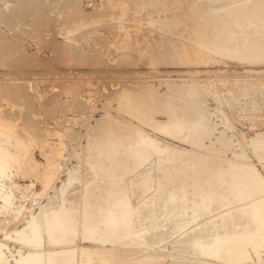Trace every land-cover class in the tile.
<instances>
[{
    "label": "rangeland",
    "instance_id": "obj_1",
    "mask_svg": "<svg viewBox=\"0 0 264 264\" xmlns=\"http://www.w3.org/2000/svg\"><path fill=\"white\" fill-rule=\"evenodd\" d=\"M247 1L0 0V129L9 132L8 135L6 132L0 135V143L3 150L19 156L7 162V177H3L4 188L15 197L7 205L3 198L0 200V243L5 252L11 250L18 254V250H28V242L38 241V238L34 241L28 236L30 241L27 240L24 245L15 238L22 239L19 235L23 237V232L29 234L31 223L43 235V219L39 217L48 208L47 211L51 212L49 215L59 209L72 214L70 217L73 221L69 225L75 226L72 233L68 232L72 234V239L65 246L73 252L72 264H264V192L237 193L239 185L246 180L245 174L252 169L249 166L255 170L252 169V172H258V176L264 179V60H247L223 50L226 47L223 43L226 45L229 42V47L240 45L238 49L244 55L246 50L254 54L257 49L261 51L259 46L264 42V0ZM254 10L257 12L254 13ZM234 14L239 17L232 16ZM236 32L238 36L242 32L245 34L239 38L235 34L233 36ZM247 33L254 36H247ZM245 36L253 41L248 44ZM234 37L239 38L236 39L239 42L229 41ZM254 46L255 50L252 51ZM250 53L248 51L247 55H254ZM179 119L183 120L186 129L182 130L183 123H179ZM190 120H200L203 126L200 123V130L197 128L193 133L196 128L194 126L192 129L194 121L192 123ZM173 124H177L182 132L173 133ZM185 125L182 127L185 128ZM196 132L200 137L195 135ZM139 133L157 138V142L160 141L170 154L164 150V154L155 155L159 158L152 156L147 164L144 163L146 166L134 167L129 145ZM173 152L179 153L178 157ZM165 154L174 157L167 158ZM186 162L192 166H186ZM193 163L198 164V171L201 172L195 174ZM157 165L165 172H160L161 168L157 169ZM162 166L170 168L164 170ZM188 168H193V171ZM221 169L222 172L219 171ZM215 170L221 172V176ZM147 172H152L155 179ZM214 173L218 176H214ZM147 175L149 177H144ZM212 177H219L221 184ZM148 178L154 182L151 184L154 192H148L142 197L144 199L136 200V194L141 190L135 189L142 188L144 180ZM208 180H212L213 184ZM194 186H202V189ZM180 188L185 192L181 190V193ZM192 188L198 192L211 188L218 191L216 195L198 197L194 205L196 211L200 210L198 214L191 208L190 201L193 204L197 198V192ZM173 194L179 198L187 195L188 203L177 200L171 204ZM191 197L195 199L190 200ZM149 200L154 203L153 206ZM124 206L133 209L134 231L139 232L140 227L143 229L136 233V239L133 229L131 234L126 231L128 235H124L127 239L131 235L130 240L121 237L119 240L118 235L123 236L125 230L113 234L114 238L112 234L108 233V236L105 233V244L95 241L92 236L84 238L89 231L85 227H93V222H87L89 218L94 219V224H100L99 220L106 215L105 212L108 213V209L113 211ZM151 207L154 211H151ZM175 209L176 213H172V216L171 212H175ZM35 214L41 221L37 219L40 224L37 226ZM178 217L181 218L178 220ZM212 218H217V224L210 221ZM204 220L210 222L205 225ZM219 223L224 224L221 226ZM204 226L209 232L214 229L215 232L225 231V235L219 239L221 246L217 247V257L201 256L202 252L196 246L193 248L194 245H189L192 233L208 234ZM182 227L185 228L181 230ZM212 232L210 235L214 234ZM140 233L145 236L138 238ZM151 235V238L148 237ZM111 239H118L121 243H117L118 240L109 243ZM234 247L237 249L234 250ZM83 249H87L91 255L87 253L89 256L84 258L83 254L86 253ZM225 250L232 256L233 263L219 262L224 260L221 253Z\"/></svg>",
    "mask_w": 264,
    "mask_h": 264
},
{
    "label": "bare ground",
    "instance_id": "obj_2",
    "mask_svg": "<svg viewBox=\"0 0 264 264\" xmlns=\"http://www.w3.org/2000/svg\"><path fill=\"white\" fill-rule=\"evenodd\" d=\"M211 1V0H210ZM217 1V0H216ZM249 1V0H248ZM247 1V2H248ZM23 2V1H22ZM240 2V1H239ZM238 2V3H239ZM251 2V1H250ZM27 3V2H26ZM236 3V2H235ZM241 3H243V2H241ZM214 4V3H213ZM246 4V3H245ZM244 4V5H245ZM249 4V3H248ZM259 4V6H260V3H258ZM195 5V4H194ZM234 5V4H233ZM262 5H264L263 3H262ZM207 6V5H206ZM218 6V5H217ZM216 6V7H217ZM221 6V5H220ZM219 6V7H220ZM246 6V5H245ZM224 7H226V5L224 6ZM231 7H232V5H231ZM261 7H263V6H261ZM257 8V7H256ZM256 8H253V9H256ZM264 8V7H263ZM263 8H262V10H263ZM241 9V8H240ZM222 10H223V8H222ZM230 10V9H229ZM229 10H227V12L229 13ZM243 10H244V8H243ZM243 10H240L241 12L243 11ZM257 10H259L260 11V9L258 8ZM257 10L254 12V11H252V12H254V13H256L257 12ZM248 11V10H247ZM234 11H232V13H233ZM251 12V11H250ZM262 12V11H261ZM264 12V11H263ZM262 12V13H263ZM6 13V12H5ZM11 13V12H10ZM237 13H239L238 11H237ZM243 13V12H242ZM254 13H252V14H254ZM258 13H260V12H258ZM257 13V14H258ZM230 14H231V12H230ZM168 15V14H167ZM211 15H213V14H211ZM229 15V14H228ZM237 15V14H236ZM235 14L234 15H232V16H236ZM239 15V14H238ZM241 15V14H240ZM248 15H250V17H251V14H249L248 13ZM248 15L246 16V17H248ZM220 16V15H219ZM231 16V17H232ZM158 17V16H157ZM217 17V16H216ZM229 17H230V15H229ZM236 17H239V16H236ZM253 17V16H252ZM255 17H257V15L255 16ZM255 17H253L254 19H255ZM259 17V16H258ZM235 18V17H234ZM249 18V17H248ZM247 18V19H248ZM226 19H227V17H226ZM236 19V18H235ZM234 19V20H235ZM240 19V18H239ZM242 19H244L243 18V16H242ZM264 19V18H263ZM223 20V19H222ZM229 20H231V19H229ZM248 20H250V18L248 19ZM253 20V19H252ZM260 20V19H259ZM258 20V21H259ZM212 21V20H211ZM216 21V20H215ZM237 21V20H236ZM244 21H246V19L244 20ZM262 21V19L260 20V22ZM232 22V21H231ZM230 22V23H231ZM233 22H235V21H233ZM240 21L238 20V27H239V23ZM243 22V21H242ZM228 23V22H227ZM245 23V22H244ZM259 23V22H258ZM233 24V23H232ZM232 24H229L230 26L232 25ZM235 24V23H234ZM241 24H243V23H241ZM246 24V23H245ZM248 24H249V28L251 27L250 26V23L248 22ZM252 24H254L253 22H252ZM257 25V24H256ZM259 25H262V23L260 24L259 23ZM264 25V24H263ZM235 26V25H234ZM234 26H233V29H234ZM246 26V25H245ZM245 26H242V27H245ZM248 26V25H247ZM253 26V25H252ZM255 26V25H254ZM253 26V27H254ZM217 27V26H216ZM235 27H237V26H235ZM241 27V28H242ZM207 28V27H206ZM259 28H261V27H259ZM203 29H205V28H203ZM213 29H215V28H213ZM231 29V28H230ZM237 29V28H236ZM240 29V28H239ZM246 29H248V27L246 28ZM258 30V29H257ZM263 30V29H262ZM262 30H260L261 31V33L263 32ZM229 31V30H228ZM236 31V30H235ZM237 31H238V29H237ZM240 31H242V30H240ZM248 31V30H247ZM246 31V32H247ZM249 32V31H248ZM256 32V31H255ZM243 33V32H242ZM242 33H240L239 34V36L240 35H242V37L244 36V34H245V32L242 34ZM252 33V32H251ZM259 33V32H258ZM258 33H257V36H258ZM234 34H235V36L238 34V32H236V33H233V36H234ZM230 37H232V34L230 33ZM254 36L253 34H251L250 35V33L248 34L247 33V36ZM262 35V34H261ZM260 35V36H261ZM263 35H264V33H263ZM229 36V35H228ZM238 35H237V37H239ZM251 36V37H252ZM229 37V38H230ZM246 37V36H245ZM251 37H249V38H247L246 40H248V39H250ZM259 37V36H258ZM262 37V36H261ZM233 38V37H232ZM235 38V37H234ZM240 38V37H239ZM239 38H235V39H231V40H229L230 42L231 41H235L236 39H239ZM254 38V37H253ZM252 38V39H253ZM255 39V38H254ZM257 39L258 38H256V41H257ZM260 39V38H259ZM262 39V38H261ZM264 39V38H263ZM241 40H242V38H241ZM244 40V42H245V39H243ZM239 42V40H236V42ZM249 41L250 40H248V44H249ZM251 41H253V40H251ZM250 41V42H251ZM256 41H254L255 42V44H256ZM261 41H263V40H261ZM204 42V41H203ZM203 42L201 41V43L203 44ZM225 42H227L226 40H225ZM247 42V41H246ZM254 42H252V45H253V43ZM229 43V42H228ZM228 43H226V45L223 43V45L224 46H226L223 50H227V51H231L232 52V54H234L236 57H240V58H243V59H247V60H252V59H256V60H264V42H263V45H261V46H259L260 47V49H261V51L263 52V53H261V51L259 50L258 51V49H257V51H255L256 53L254 54V52L252 53L251 52V50H248L249 51V53L251 52L252 54H254V55H247V50L245 51L246 52V54L244 55V53L243 52H241L238 48L240 47V45H239V47H237L236 46V48H233V47H229L230 46V43L228 44ZM234 42H232V44H233ZM204 44H206L207 45V43H205L204 42ZM229 46H228V45ZM231 44V45H232ZM242 45H243V41H242V43H241ZM246 45H247V43H245ZM244 44V45H245ZM254 44V45H255ZM257 44H259V43H257ZM221 45V44H220ZM241 45V46H242ZM245 45V46H246ZM252 45H250V46H252ZM233 46V45H232ZM245 46H243L244 48H246ZM248 47H249V45H248ZM241 48V47H240ZM250 48V47H249ZM249 48H246V49H249ZM257 48H258V46H257ZM241 50H243V48L241 49ZM253 50H255V46H254V49H252V51ZM244 51V50H243ZM225 53H226V51H225ZM250 53V54H251ZM231 54V55H232ZM255 60V61H256ZM200 116H202V115H200ZM175 117H177V116H175ZM172 118H173V116H172ZM182 118H184V116L182 117ZM190 118V117H189ZM194 117H192L191 119H193ZM178 119V118H177ZM197 119H200V117L198 118L197 117ZM179 120H181V119H179ZM3 121V120H2ZM176 121V120H175ZM183 120H181V121H179V123L180 122H182ZM186 121V120H185ZM190 121H192V123H193V121L194 120H190ZM190 121H189V124H190ZM201 121H202V119H201ZM200 120H198V121H194V125L192 126V125H190L189 127H191L192 126V129H193V127L195 126V130H194V132L193 133H195V131H197V128H198V130H200L199 129V127L202 125V122H201ZM188 122V121H187ZM175 123V122H174ZM176 123H177V121H176ZM183 124L181 125V128H182V130L183 129H186V125L184 124V122H182ZM200 123H201V125H200ZM4 124V123H3ZM174 125V129H173V133H175V134H179V130L181 129H179V127L178 126H176L175 124H173ZM183 125H185L184 127L185 128H183L182 126ZM188 126V125H187ZM203 126V125H202ZM2 127V126H1ZM6 127V126H5ZM9 127V126H8ZM14 127V126H13ZM206 127V126H205ZM11 128V127H10ZM204 128V127H203ZM2 129V128H1ZM0 129V135H3V133H5L6 131H4V130H1ZM5 129V128H4ZM191 129V128H190ZM16 130V129H15ZM12 131V130H11ZM181 131V130H180ZM182 132V131H181ZM9 133V132H8ZM8 133L6 132V135H8ZM10 134H13V133H10ZM15 134V133H14ZM130 135V134H129ZM133 135V134H132ZM196 136H199L200 134L199 133H197L196 132V134H195ZM194 135V136H195ZM102 136V135H101ZM195 136V137H196ZM10 137V136H9ZM8 137V138H9ZM12 137V136H11ZM10 137V138H11ZM15 137V136H14ZM20 137V136H19ZM126 137V136H125ZM151 137H153V136H151ZM151 137H149L148 135L146 136V135H144V134H142V133H139L138 134V137L137 138H134V139H136V140H133V142H132V144H130L129 145V150H130V154L129 155H131V158L135 161V164H134V167L135 166H140L141 167V165H143L144 163H148V160H150V158H152V156L153 157H156L155 155H158V154H160L161 155V153H163V151L164 150H166L167 148H163V146H161L162 144H160V141L159 142H157V138H155V139H153V138H151ZM200 137V136H199ZM199 137H197V138H199ZM5 138H7V137H5ZM9 138V139H10ZM105 138H107V137H105ZM113 138V137H112ZM131 138V137H130ZM23 139V138H22ZM99 140H101V139H99ZM262 140H263V138H262ZM7 141H8V139H7ZM20 141H21V139H20ZM104 141H106V140H104ZM120 141V140H119ZM118 141V142H119ZM130 141H132L131 139H130ZM260 141V140H259ZM258 141V142H259ZM3 142V141H2ZM5 142H6V140H5ZM18 142V141H17ZM100 142V141H99ZM108 142H110V141H108ZM8 143V142H7ZM106 143V142H105ZM122 143V142H121ZM263 143V142H262ZM4 145L6 144V143H3ZM22 144V143H21ZM7 145V144H6ZM8 145H9V143H8ZM99 145V144H98ZM116 146H118L117 145V143L115 144ZM121 144H119V146H120ZM123 145V144H122ZM126 145V144H125ZM164 145V144H163ZM167 145V144H166ZM165 145V146H166ZM264 145V144H263ZM3 146V145H2ZM1 146V143H0V200H1V198H3L4 200H5V204L7 205V204H9L11 201H12V198H13V196H11V194H10V192L8 191V190H6V188H4L5 186H4V184H3V177H5V175H6V171H7V168H6V165H8L7 164V162L10 160V159H12L13 160V158L14 159H17L16 158V156H18V155H16L15 156V154H17V153H15V154H13V153H11V152H9V151H7L6 149H4L3 150V147ZM20 146V145H19ZM18 146V147H19ZM22 146V145H21ZM106 146V145H105ZM262 146V145H261ZM8 147V146H7ZM16 147H17V145H16ZM15 147V148H16ZM124 147V146H123ZM167 147H169V146H167ZM10 148V147H9ZM102 148V147H101ZM115 148V147H114ZM119 148V147H118ZM117 148V149H118ZM127 148V147H126ZM171 148H173L172 146H171ZM175 148V147H174ZM19 149V148H18ZM179 149V148H178ZM264 149V148H263ZM15 150V149H14ZM21 150V149H20ZM122 150V149H121ZM124 150V149H123ZM175 149H172V151H174ZM12 151V150H11ZM104 151V150H103ZM120 151V150H119ZM167 151V150H166ZM169 151H170V148H169ZM177 151V149L175 150V152ZM180 151V150H179ZM191 151V150H190ZM14 152V151H13ZM101 152V151H100ZM118 152V151H117ZM165 152V151H164ZM178 152V151H177ZM181 152V151H180ZM102 153H104V152H102ZM123 153V152H122ZM167 153L168 154H170V152H168L167 151ZM212 153V152H211ZM20 154V153H19ZM113 154V153H112ZM111 154V155H112ZM119 154H121V153H119ZM124 154V153H123ZM164 154V153H163ZM162 154V155H163ZM168 154H165L166 155V157L168 156H172V155H168ZM173 154L174 155H176L177 156V154L179 155V153H177V154H175L174 152H173ZM181 154L182 153H180V156H181ZM264 154V153H263ZM125 155V154H124ZM165 155H164V158H165V161H166V157H165ZM174 155L172 156V157H174ZM210 155V154H209ZM87 156V155H86ZM108 156H110V155H108ZM115 156V155H114ZM117 156V155H116ZM119 157H120V155H118ZM183 156V155H182ZM202 156H204V155H202ZM19 157V156H18ZM128 157V156H127ZM167 157V158H168ZM178 157V156H177ZM102 158V157H101ZM107 158V157H106ZM122 158V157H121ZM156 158H159V157H156ZM161 158V157H160ZM176 158V157H175ZM175 158H174V160H175ZM206 158H207V156H206ZM92 159V158H91ZM208 159V158H207ZM211 159V158H210ZM125 160V159H124ZM161 160V163H162V158L160 159ZM170 162H171V157H170ZM177 160H178V158H177ZM206 160V159H205ZM130 161V160H129ZM165 161H163V162H165ZM167 161H168V159H167ZM187 161V160H186ZM220 161V160H219ZM12 162V161H11ZM113 162V161H112ZM123 162V161H122ZM199 162H204V161H199ZM10 163V162H9ZM100 163V162H99ZM120 163V162H119ZM146 163V164H147ZM156 163V162H155ZM159 163V162H158ZM167 164L169 163V161L168 162H166ZM175 163V162H174ZM179 163V162H178ZM189 165V163H187L186 162V166H188ZM192 164V163H191ZM200 164V163H199ZM207 164V163H206ZM211 164H213V163H211ZM12 165V164H11ZM117 165V164H116ZM122 165V164H121ZM193 165H194V169H195V174L196 173H199V172H201V171H198V168L197 167H199L198 166V164L197 163H193ZM111 166V165H110ZM144 166H146L145 164H144ZM158 166L159 165H157V169H159V168H161V167H159L158 168ZM161 166V165H160ZM163 166H165V165H163ZM162 166V167H163ZM190 166H192V165H189V167ZM203 166V165H202ZM209 166V165H208ZM211 166V165H210ZM220 166H222V165H220ZM241 166V165H240ZM148 167V166H147ZM150 167V166H149ZM169 168H170V166H168ZM168 167H163V169L164 170H167V168ZM177 167V166H176ZM215 167V166H214ZM224 167V166H223ZM232 167V166H231ZM234 167V166H233ZM243 167V166H242ZM242 167H241V169H242ZM245 167V166H244ZM250 168H252L253 169V167H251V166H249ZM113 168V167H112ZM145 168V167H144ZM152 168V167H151ZM153 168H154V166H153ZM153 168L151 169V170H153ZM181 168H182V166H181ZM193 168H191L190 170H192ZM216 168H218V167H216ZM225 168V167H224ZM223 168V169H224ZM238 168V167H237ZM250 168H249V170H250ZM212 169V168H211ZM231 169V168H230ZM245 169V168H244ZM252 169L249 171V173H247V174H245V175H247V177H246V180L244 181V180H242V181H244L243 182V184H240L239 185V187H238V191H237V193H255V192H264V179H262V178H260L259 176H258V172H252ZM115 170H117V169H115ZM148 170V169H147ZM150 170V171H151ZM161 171L160 172H162L163 170H162V168L160 169ZM184 170H186V168L184 169ZM188 170H189V168H188ZM189 170V171H190ZM202 170H204V169H202ZM214 170V169H213ZM218 170V169H217ZM240 170V169H239ZM254 170V169H253ZM123 171V170H122ZM141 171V170H140ZM174 171V170H173ZM182 171H183V168H182ZM193 171V170H192ZM191 171V172H192ZM206 171H208V170H206ZM219 171H223L222 169L221 170H219ZM227 171V170H226ZM248 171V170H247ZM255 171V170H254ZM110 172V171H109ZM148 172H149V170H148ZM147 172V174H149ZM153 172V171H152ZM151 172V173H152ZM158 172V171H157ZM163 172H165V171H163ZM167 172V171H166ZM204 172V171H203ZM210 172V171H209ZM214 172V171H213ZM213 172H211V173H213ZM215 172H217L216 170H215ZM220 172V173H221ZM234 172V171H233ZM241 172V171H240ZM150 173V174H151ZM155 173V172H154ZM170 173V172H169ZM175 173V172H174ZM186 173H190V172H187L186 171ZM193 173V172H192ZM217 173H219V172H217ZM217 173L215 174L214 173V176L215 175H217ZM220 173H219V175H220ZM224 173V172H223ZM222 173V174H223ZM237 173V172H236ZM122 174V173H121ZM120 174V175H121ZM146 174V173H145ZM149 174V176H152V174L150 175ZM161 174V173H160ZM165 174V173H164ZM176 174V173H175ZM179 174V173H178ZM185 174V173H184ZM194 174V173H193ZM192 174V175H193ZM206 174V173H205ZM209 174V173H208ZM225 174V173H224ZM223 174V175H224ZM235 174V173H234ZM237 174H239V173H237ZM169 175V174H168ZM167 175V176H168ZM228 175V174H227ZM230 175V174H229ZM245 175H244V177H245ZM148 175L147 176H144V177H149ZM166 176V177H167ZM185 176H186V174H185ZM188 176V178L190 177L189 175H187ZM186 176V177H187ZM198 176V175H197ZM211 176H212V174H211ZM218 176V175H217ZM221 176V175H220ZM231 176H233V174H231ZM243 176V175H242ZM7 177V176H6ZM5 177V178H6ZM115 178L117 177L116 175L114 176ZM129 177V176H128ZM135 177V176H134ZM163 177H165V176H163ZM173 177V176H172ZM181 177V176H180ZM192 177V176H191ZM193 177L195 178V176L193 175ZM204 177V176H203ZM206 177V176H205ZM223 177V176H222ZM9 178V177H8ZM69 178V177H68ZM85 178V177H84ZM151 178V177H150ZM150 178H148L149 180H151ZM152 178H154L153 176H152ZM157 178V177H156ZM162 178V177H161ZM178 178V177H177ZM184 178V177H183ZM194 178H192V180L194 179ZM197 178V177H196ZM200 178H201V176H200ZM212 178H214V177H212ZM224 178V177H223ZM131 179V178H130ZM148 179H143L144 180V182H143V184H142V188H137V187H139V186H137V187H135V188H137V189H135L136 191H140L141 190V192L140 193H138V194H136L137 195V197H135L136 198V200H139V199H141L142 197H144L145 195H146V193H148V192H154L153 190H152V187H151V184H152V180H151V183H149V180ZM155 179V178H154ZM170 179V178H169ZM207 179V178H206ZM211 179V178H210ZM215 180H219L220 178L218 177H215L214 178ZM225 179V178H224ZM229 179V178H228ZM241 179V178H240ZM244 179V178H243ZM113 180H114V178H113ZM164 180H166V179H164ZM173 180V179H172ZM185 180V179H184ZM190 180V179H189ZM197 180H198V178H197ZM201 180V179H200ZM213 180V179H212ZM211 180V181H212ZM218 180L216 181V182H218ZM222 180V179H221ZM108 181V180H107ZM159 181V180H158ZM168 181V180H167ZM170 181H171V179H170ZM188 181V180H187ZM194 181H196V180H194ZM209 182H211L210 180H208ZM223 181V180H222ZM227 181V180H226ZM113 182H115V181H113ZM127 182V181H126ZM175 182V181H174ZM184 182V181H183ZM191 182V181H190ZM198 182H199V180H198ZM203 182V181H202ZM229 182V181H228ZM233 182V181H232ZM238 182V181H237ZM240 182V181H239ZM112 183V182H111ZM154 183V182H153ZM157 183V182H156ZM159 183V182H158ZM172 183V182H171ZM180 183V182H179ZM184 183H186L187 184V182H184ZM196 183H197V181H196ZM200 183V182H199ZM212 184H213V181L211 182ZM218 183H220V180H219V182ZM103 184V183H102ZM101 184V185H102ZM132 184V183H131ZM147 184V185H146ZM161 184V183H160ZM186 184H184L185 185V187H186ZM193 184V183H192ZM202 184V183H201ZM205 184V183H204ZM207 184V183H206ZM214 184H217V183H215L214 182ZM221 184V183H220ZM125 185V184H124ZM158 185V184H157ZM173 185V184H172ZM174 185H175V183H174ZM187 185H190V184H187ZM196 185H198V184H196ZM210 185V184H209ZM228 185V184H227ZM236 185V184H235ZM127 186V185H126ZM159 186V185H158ZM166 186V185H165ZM202 186H203V184H202ZM202 186H200V188L199 187H195L196 189H198L199 188V190L200 189H202L201 187ZM216 186V185H215ZM220 186V185H219ZM224 186V185H223ZM85 187V186H84ZM107 187V186H106ZM125 187V186H124ZM174 187V186H173ZM179 187V186H178ZM180 187H183V186H180ZM184 187V188H185ZM188 187V186H187ZM186 187V188H187ZM190 187V186H189ZM212 187V186H211ZM218 187V186H217ZM221 187V186H220ZM86 188V187H85ZM89 188V187H88ZM162 188V187H161ZM232 188V187H231ZM73 189V188H72ZM92 189V188H91ZM98 189H100V187L98 188ZM104 189V188H103ZM156 189H157V187H156ZM159 189V188H158ZM189 189V188H188ZM193 189V188H192ZM191 189V190H192ZM196 189H193V190H195L196 191ZM204 189H205V187H204ZM233 189H234V187H233ZM102 190V189H101ZM121 190V189H120ZM125 190V189H124ZM131 190H133V189H131ZM162 190V189H161ZM181 190H183V189H181L180 188V192H181ZM186 190V189H185ZM190 190V189H189ZM208 190V191H207ZM218 190H219V188H218ZM225 190V189H224ZM226 190H227V187H226ZM76 191V190H75ZM104 191H105V189H104ZM112 191V190H111ZM164 191V190H163ZM167 191H168V189H167ZM174 191H175V189H174ZM184 191V190H183ZM194 191V192H195ZM221 191H222V188H221ZM234 191V190H233ZM9 192V193H8ZM100 192V191H99ZM166 192V191H165ZM164 192V193H165ZM173 192V191H172ZM177 192V191H176ZM185 192V191H184ZM187 192V191H186ZM192 192V191H191ZM193 192V193H194ZM197 192V198L195 199L194 197H191L190 198V200L192 199V198H194L195 200H193V204H192V201H190L191 202V205H189V206H191V208H192V211H194L195 213H197L198 214V212H200V210L199 211H196L197 209L195 208L194 209V205H195V201H198V197H200V196H205V195H207V196H209L210 194L211 195H216L217 193H218V191L216 190V188H211V189H206V190H201V192L199 193L198 191H196ZM223 192H225V191H223ZM236 192V191H235ZM72 193V192H71ZM78 193V192H77ZM94 193H96V192H94ZM107 193H108V191H107ZM182 193V192H181ZM13 194V193H12ZM91 194V193H90ZM160 194V193H159ZM166 194V193H165ZM171 194V193H170ZM175 194V193H174ZM172 195L171 196V198H172V201H170L171 202V204L175 201H180L181 202V200H182V202H185V203H188V199H187V195H184V196H182V198H179V196H176V195ZM178 194V193H177ZM185 194H187V193H185ZM14 195V194H13ZM74 195V194H73ZM99 195V194H98ZM102 195H103V193H102ZM157 195V194H156ZM181 195V194H180ZM194 195V194H193ZM241 195V194H240ZM57 196V195H56ZM92 196V195H91ZM153 196V195H152ZM164 196V195H163ZM228 196V195H227ZM264 196V195H263ZM262 195L260 196V197H263ZM102 197V196H101ZM157 197V196H156ZM181 197V196H180ZM195 197H196V193H195ZM230 197V196H229ZM15 198V197H14ZM13 198V199H14ZM147 198V197H146ZM157 198H159V196L157 197ZM169 199H171L170 197H168ZM189 198V197H188ZM220 198V197H219ZM142 199H144V198H142ZM153 199V198H152ZM156 199V198H155ZM154 199V200H155ZM163 199H164V197H163ZM257 199V198H256ZM3 200V201H4ZM94 200V199H93ZM145 200H147V199H145ZM167 200V199H166ZM165 200V201H166ZM200 200V199H199ZM251 200H253V199H251ZM95 201V200H94ZM127 201V200H126ZM150 201V200H149ZM159 201V200H158ZM238 201V200H237ZM243 201V200H242ZM249 201V200H248ZM247 201V202H248ZM6 202H8V203H6ZM53 202H55V201H53ZM89 202V201H88ZM122 202V201H121ZM146 202V201H145ZM160 202V201H159ZM168 201H166V203H167ZM175 202H174V204H175ZM181 202V203H182ZM83 203V202H82ZM91 203V202H90ZM89 203V204H90ZM93 203V202H92ZM103 203V202H102ZM110 203V202H109ZM150 203H152L151 201H150ZM244 203V202H243ZM257 203V202H256ZM260 203V202H259ZM149 204V203H148ZM153 204L154 203H152V206H153ZM167 204H169V206L171 205L170 203H167ZM248 204V203H247ZM56 205V204H55ZM145 205V204H144ZM150 205V204H149ZM166 205V204H165ZM177 205V204H176ZM185 205V204H184ZM183 205V206H184ZM51 206V205H50ZM49 206V207H50ZM116 206H117V204H116ZM121 206V205H120ZM147 206V205H146ZM173 206V205H172ZM178 206V205H177ZM186 206H188V204L186 205ZM237 206V205H236ZM47 207V206H46ZM89 207H90V205H89ZM94 207V206H93ZM147 207H149V206H147ZM159 207V206H158ZM165 207V206H164ZM163 207V208H164ZM168 207V206H167ZM169 208V207H168ZM187 208V207H186ZM190 208V207H189ZM190 208V209H191ZM249 208V207H248ZM48 209V208H47ZM47 209H46V211H47ZM157 209V208H156ZM165 209H166V207H165ZM165 209H164V211H165ZM264 209V208H263ZM133 210V209H132ZM132 210L131 209H129V207L128 206H124V207H122L121 209H118V210H113V211H111L110 209H108L107 211H108V213H106L105 212V214L106 215H109V216H107V218L105 217L106 215H104L103 217H101V219L99 220L100 221V224L98 223V224H94V219L93 218H87V216H86V218L88 219V223H90V224H92V222H93V227L91 226V225H89V226H87V227H85V229H87V230H89L88 232H87V234L88 235H86V233H85V235L86 236H84V238H86V239H88V238H90V236H92V238H94V239H96L95 241H99V242H101V243H103V244H105V242L107 241L106 240V237L104 236V234L106 233L108 236H109V234H112V236L111 237H113L114 235L113 234H117L120 230H125L124 232H125V234H122L123 236L124 235H128L127 234V232H129V234H131V230L135 227V225H134V214L132 215L131 214V212H132ZM42 211V210H41ZM43 212V214H42V216L41 217H39V218H41V220H42V222H43V225L41 224V226H43V231H44V229H45V231H44V234L42 235L43 237H42V239H41V235H40V232H38V227H33V223H31V229L32 230H30V228L29 229H27V230H30V233L29 234H26V233H28V232H23L24 234V236L22 237L21 236V234L19 235L22 239H17V237L15 238L17 241L19 240L22 244H26L27 243V240H29V238H28V236H30V237H32V239L34 240V239H36V238H38L37 240L38 241H35V242H31L30 240V242H31V244H29L30 242H28V244H27V246H28V250H18L17 252H18V254H15L13 251H11V250H9L8 251V253L7 252H5L4 251V249H3V245L0 243V264H72V260H71V255H72V250L71 249H69V247H65L66 246V244H67V242L69 243V240L70 239H72L71 237H70V235H72V234H68V232L69 233H72L73 232V227L75 226V225H73V227L71 226V225H69L70 223H72L71 221H73L72 219V217H70V215H72V214H70V212H64V211H62V209L60 210L59 209V211H56V208H55V211L56 212H54V211H52V213L54 212V214H51V215H49L50 213L47 211V212ZM49 211H51L50 209H49ZM65 211H66V209H65ZM140 211V210H139ZM145 211H147V209H145ZM151 211H154V209L151 207ZM150 211V212H151ZM173 211H174V209H173ZM184 211H185V209H184ZM228 211V210H227ZM241 211H242V209H241ZM86 212V211H85ZM88 212V211H87ZM86 212V213H87ZM104 212V211H103ZM102 212V213H103ZM141 212H143L142 211V208H141ZM162 212V211H161ZM166 212H167V209H166ZM171 212V211H170ZM180 212V211H179ZM182 212V211H181ZM188 212V211H187ZM224 212V211H223ZM243 212V211H242ZM49 213V214H48ZM89 213V212H88ZM93 213V212H92ZM145 213V212H144ZM149 213V212H148ZM152 213V212H151ZM150 213V214H151ZM158 214H160L159 212H157ZM172 213H176V209H175V212H171V215H172ZM222 213V212H221ZM38 214V213H37ZM40 214V213H39ZM40 214V215H41ZM84 214V213H83ZM100 214V213H99ZM104 214V213H103ZM141 214V213H140ZM139 214V215H140ZM154 214V213H153ZM178 214V213H177ZM180 214H182V213H180ZM185 214H186V212H185ZM191 214V213H190ZM219 214V213H218ZM234 214V213H233ZM34 215V214H33ZM32 215V216H33ZM142 215V214H141ZM140 215V216H141ZM155 215H156V213H155ZM163 215V214H162ZM196 215V214H195ZM31 216V217H32ZM170 216V215H169ZM173 216V215H172ZM180 216V215H179ZM192 216H194V215H192ZM35 217H36V214H35ZM34 217V218H35ZM77 217H79V216H77ZM82 217V216H81ZM138 218H139V216H137ZM137 217H135V218H137ZM145 218L144 219H146V216H144ZM150 217H153V215H150ZM155 217V216H154ZM159 217V216H158ZM166 217V216H165ZM191 217V216H190ZM199 217V216H198ZM39 218L38 217H36V220H34L35 221V224H36V226L37 225H40L39 223H38V221H37V219L39 220ZM137 218V219H138ZM142 218H143V216H142ZM149 218V217H148ZM162 218V217H161ZM179 218H181V217H178V220H179ZM186 218V217H185ZM184 218V219H185ZM195 218V217H194ZM200 218V217H199ZM238 218V217H237ZM32 219V221H33V218H31ZM77 219V218H76ZM76 219H75V221H76ZM140 219V218H139ZM159 219V218H158ZM163 219V218H162ZM165 219V218H164ZM163 219V220H164ZM169 219V218H168ZM187 219H189V218H187ZM195 219H197V215H196V218ZM194 219V220H195ZM201 219V218H200ZM209 219V218H208ZM242 219V218H241ZM141 220V219H140ZM139 220V221H140ZM143 220V219H142ZM141 220V221H142ZM153 220V219H152ZM156 220V219H155ZM161 220V219H160ZM193 220V222H195ZM215 220H217V218H212L210 221H215ZM222 220V219H221ZM229 220V219H228ZM243 220V219H242ZM33 221V222H34ZM40 221V220H39ZM79 221V220H78ZM146 221V220H145ZM149 221V220H148ZM174 221V220H173ZM181 221V220H180ZM188 221V220H187ZM209 221V220H208ZM209 221V222H210ZM238 221V220H237ZM249 221V220H248ZM80 222H81V219H80ZM83 222V221H82ZM96 222V221H95ZM151 222V221H150ZM150 222H148V223H150ZM154 222V221H153ZM158 222V221H157ZM161 222H163V221H161ZM160 222V223H161ZM176 222H178V221H176ZM204 223L203 224H208V223H206L205 222V220L203 221ZM217 222H218V220H217ZM222 222V221H221ZM236 222V221H235ZM251 222V221H250ZM40 223H41V221H40ZM101 223H104L103 225H101ZM147 223V224H148ZM164 223V222H163ZM183 223V222H182ZM181 223V224H182ZM191 222H189V224H190ZM201 223V222H200ZM215 224H217L216 223V221L214 222ZM214 223H212V224H214ZM238 223V222H237ZM29 224V223H28ZM34 224V225H35ZM81 224V223H80ZM154 224H157L156 222L154 223ZM168 224V223H167ZM167 224H166V226H167ZM186 224V223H185ZM196 224V223H195ZM203 224H202V226H203ZM211 224V225H212ZM220 224V223H219ZM218 224V225H219ZM224 224V223H223ZM222 224V225H223ZM259 224V223H258ZM139 225V224H138ZM173 225V224H172ZM178 225V224H177ZM187 225H188V223H187ZM218 225H214V226H218ZM221 225V224H220ZM219 225V226H220ZM221 225V226H222ZM227 225V224H226ZM226 225H224V226H226ZM241 225V224H240ZM28 226V225H27ZM41 226H39V229H40V227ZM71 226V227H70ZM146 226V225H145ZM152 226V225H151ZM154 226V225H153ZM152 226V227H153ZM165 226V225H164ZM165 226V227H166ZM190 226V225H189ZM220 226V227H221ZM232 226V225H231ZM78 227V226H77ZM136 227H137V225H136ZM139 227H140V225H139ZM144 227V226H143ZM149 227V226H148ZM152 227H149V228H151L152 229ZM155 227L157 228L158 226L157 225H155ZM160 227V226H159ZM159 227H158V229H159ZM194 227V226H193ZM196 227V226H195ZM205 227V226H204ZM207 227V226H206ZM205 227V229L202 227V229H204V231H206L207 230V228ZM209 227H211V226H209ZM213 227V226H212ZM211 227V228H212ZM220 227H216V228H220ZM144 228H146V227H144ZM154 228V227H153ZM155 228V229H156ZM161 228V227H160ZM169 228V227H168ZM183 228H185V227H182L181 228V230L183 229ZM200 228V227H199ZM210 228V229H211ZM221 228H223V227H221ZM225 228V227H224ZM231 228V227H230ZM174 229V228H173ZM189 229V228H188ZM188 229H186V230H188ZM192 229V228H191ZM195 229V228H194ZM201 229V230H202ZM213 229H214V227H213ZM86 230V231H87ZM96 230V231H95ZM135 229H133L132 230V233H133V231H134ZM138 229H136V231H137ZM140 231L141 230H143V229H141V227H140V229H139ZM138 230V231H139ZM146 230H148V228L146 229ZM154 230V229H153ZM162 230H164V229H162ZM172 230V229H171ZM170 230V231H171ZM215 230V229H214ZM214 230H211L210 232H212V231H214ZM219 230V229H218ZM221 230V229H220ZM223 230V229H222ZM127 231V232H126ZM139 231V232H140ZM176 231V230H175ZM184 231V230H183ZM189 231V230H188ZM187 231V232H188ZM253 231V230H252ZM33 232V233H32ZM123 232V231H122ZM121 232V233H122ZM135 232V231H134ZM139 232H135V239H136V233H139ZM144 232V231H143ZM147 231H145V233H146ZM165 231H163V233H164ZM177 232V231H176ZM187 232H186V234H187ZM190 232V231H189ZM202 232V231H201ZM207 232H208V234L207 235H204V236H202L204 233L202 232V233H200V234H196V233H192L191 235L193 236L192 238H190L191 239V243L189 244L190 246L192 245H194L193 246V248L196 246L197 247V249H199L200 250V252H202L201 253V256L203 255V256H205V257H207V258H210V257H217V247H220L221 245V242H219L220 240V238H221V236H223V235H225V231H223V232H221V231H214V232H212V233H214L213 235L211 234L210 235V232L207 230ZM236 232V231H235ZM254 232V231H253ZM95 233H97V234H95ZM109 233V234H108ZM154 233V232H153ZM157 233V232H156ZM230 233H231V231H230ZM233 233V232H232ZM115 234V235H116ZM120 234V233H119ZM141 234V236H139L138 238H140V237H142L143 235H144V233H143V235H142V233H140ZM140 234H138V235H140ZM148 234V233H147ZM150 234H151V232H150ZM149 234V235H150ZM173 234V233H172ZM176 234V233H175ZM193 234H195V236L193 235ZM202 234V235H201ZM206 234V233H205ZM121 235V234H120ZM161 236H162V232H161V234H160ZM178 235V234H177ZM176 235V236H177ZM182 236L183 235H185V234H181ZM191 235H189L188 237H190ZM238 235V234H237ZM119 236L118 235V238H125V239H127L126 238V236ZM133 236V235H132ZM145 236V235H144ZM153 236H155L154 234H153ZM157 236V235H156ZM171 237H172V235H170ZM169 236V237H170ZM9 237H11V236H8V238ZM70 237V238H69ZM111 237H109V238H111ZM127 237H131V235L130 236H127ZM134 237V236H133ZM133 237L131 238V239H133ZM148 237H152V235L151 236H148ZM158 237V236H157ZM165 237H166V235H165ZM170 237V238H171ZM188 237H186L187 239H189ZM114 238V237H113ZM121 238L119 239V240H121ZM128 238V239H129ZM149 238V239H150ZM155 238V237H154ZM154 238H153V240H154ZM166 238H168V235H167V237ZM169 238V239H170ZM258 238V237H257ZM127 239V240H128ZM135 239H133V240H135ZM173 239V238H172ZM175 239V238H174ZM181 239V238H180ZM222 239H224V238H222ZM234 239V238H233ZM109 240V239H108ZM118 239H116V241H117ZM117 241V243L118 242H120L121 243V241ZM130 240V239H129ZM144 240H145V238H144ZM157 240V239H156ZM160 240V239H159ZM158 240V241H159ZM179 240V239H178ZM184 240V239H183ZM74 241V240H73ZM114 241V240H113ZM112 241V239L109 241V243L110 242H113ZM116 241H114L115 243H116ZM123 242H124V239L122 240ZM136 241V240H135ZM171 241V240H170ZM177 241V240H176ZM187 241H189V240H187ZM129 242V241H128ZM131 242H133L134 243V241H131ZM153 242V241H152ZM162 242V241H161ZM164 242V241H163ZM181 242V241H180ZM73 243V242H72ZM114 243V244H115ZM127 243V242H126ZM137 242H135L134 244H136ZM143 242H141V245H143L144 246V244H142ZM174 243V242H173ZM176 243V242H175ZM178 243V242H177ZM182 243V242H181ZM184 243V242H183ZM188 243V242H187ZM70 244V243H69ZM102 244V245H103ZM111 244H113V243H111ZM113 244V245H114ZM139 244V243H138ZM161 244V243H160ZM116 245V244H115ZM118 245V244H117ZM122 245V244H121ZM126 245V244H125ZM141 245L139 244V246L141 247ZM146 245V244H145ZM147 245H149L148 243H147ZM174 245V244H173ZM176 245V244H175ZM182 245V244H181ZM185 245V244H184ZM188 245V244H187ZM224 245V244H223ZM262 245V244H261ZM73 246V245H72ZM72 246H70V247H72ZM104 246V245H103ZM247 246V245H246ZM124 247V246H123ZM129 247V246H128ZM178 247V246H177ZM185 247H186V245H185ZM195 247V248H196ZM130 248H131V246H130ZM142 248V247H141ZM166 248V247H165ZM165 248H164V250H165ZM231 248V247H230ZM250 248V247H249ZM78 249H80V248H78ZM82 249V248H81ZM119 249V248H118ZM121 249V248H120ZM133 249V248H132ZM136 249V248H135ZM134 249V250H135ZM178 249V248H177ZM176 249V250H177ZM182 249V248H181ZM180 249V250H181ZM235 249H237V247H234V250ZM84 250V253H86V255H84L83 254V257L85 258L86 256H89V255H91V254H89L88 253V250L87 249H83ZM146 250V249H145ZM195 250V249H194ZM75 251V250H74ZM78 251V250H77ZM126 251H127V249H126ZM136 251V250H135ZM143 251V250H142ZM149 251V250H148ZM152 251H154V250H152ZM151 251V252H152ZM163 251V250H162ZM166 251V250H165ZM262 251V250H261ZM264 251V250H263ZM90 253H91V251H89ZM107 252V251H106ZM199 252V251H198ZM81 252H79V254H80ZM89 255H88V254ZM120 253V252H119ZM132 253V252H131ZM156 253V252H155ZM180 253H181V251H180ZM183 253H185V252H183ZM193 252L191 251V254H192ZM223 253V254H222ZM221 253V258L222 259H224V260H219V262L220 261H223V262H230V263H233V262H231V258H232V256H230L229 254L230 253H228L226 250L225 251H223ZM264 253V252H263ZM9 254H10V256H9ZM98 254V253H97ZM109 254V253H108ZM112 254V253H111ZM129 254V253H128ZM134 254V253H133ZM144 255H145V253H143ZM153 254V253H152ZM189 254V253H188ZM195 254V253H194ZM148 255V254H147ZM151 255V254H150ZM158 255V254H157ZM156 255V256H157ZM184 255V254H183ZM185 255H187V254H185ZM77 256V255H76ZM75 256V257H76ZM79 256H81V255H78L77 257H79ZM124 256V255H123ZM153 256H154V254H153ZM162 256V255H161ZM164 257H165V255H163ZM174 256V255H173ZM191 256V255H190ZM195 256V255H194ZM196 256H198V254L196 255ZM209 256V257H208ZM126 257V256H125ZM146 257H148V256H146ZM10 258H11V260H10ZM133 258V257H132ZM139 258H141V257H139ZM149 258V257H148ZM163 258V257H162ZM186 258V257H185ZM234 258V257H233ZM249 258V257H248ZM75 259V258H74ZM123 259V258H122ZM137 259H138V257H137ZM150 259V258H149ZM226 259H229V260H226ZM76 260H77V258H76ZM80 260V259H79ZM82 260V259H81ZM83 260H85V259H83ZM135 260V259H134ZM154 260V259H153ZM193 260V259H192ZM158 261V260H157ZM161 261V260H160ZM176 261V260H175ZM190 261V260H189ZM195 261V260H194ZM218 261V260H217ZM78 262H80V261H78ZM77 262V263H78ZM138 262V261H137ZM177 262H179V261H177ZM181 262V261H180ZM190 262H192V261H190ZM189 262V263H190ZM222 262V263H223ZM73 263H75V262H73ZM82 263V262H81ZM83 263H84V261H83ZM139 263V262H138ZM183 263V262H182ZM186 263H188V262H186ZM192 263H195V262H192ZM200 263V262H199ZM143 264V263H142ZM146 264V263H145ZM177 264V263H176ZM181 264V263H180ZM184 264V263H183ZM191 264V263H190Z\"/></svg>",
    "mask_w": 264,
    "mask_h": 264
}]
</instances>
